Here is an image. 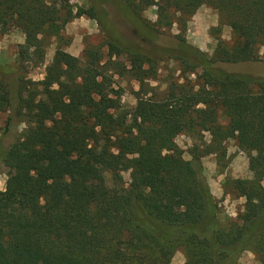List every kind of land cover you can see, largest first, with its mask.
I'll return each instance as SVG.
<instances>
[{
    "label": "trees",
    "instance_id": "16d2710c",
    "mask_svg": "<svg viewBox=\"0 0 264 264\" xmlns=\"http://www.w3.org/2000/svg\"><path fill=\"white\" fill-rule=\"evenodd\" d=\"M70 1L0 0V34L15 27L24 36L15 88L0 71V113L12 110L25 125L1 158L10 175L0 190V264H170L179 249L184 264H237L245 252L264 264V78L220 67L257 60L264 0H124L138 19L157 5L158 32L185 26L203 5L217 13L212 57L177 37L181 73L203 71L200 81L169 82L154 99L137 93L130 124L108 72L125 56L122 70L141 83L153 78V59L137 48L106 41V54L87 45L80 59L57 49L64 69H47L39 82L22 77L45 40L59 37L61 14L63 23L94 19L92 9L73 14ZM201 133L209 142L184 160L175 138ZM228 140L249 158L251 178L231 180L243 210L220 226L201 159L225 158Z\"/></svg>",
    "mask_w": 264,
    "mask_h": 264
},
{
    "label": "rangeland",
    "instance_id": "374dc122",
    "mask_svg": "<svg viewBox=\"0 0 264 264\" xmlns=\"http://www.w3.org/2000/svg\"><path fill=\"white\" fill-rule=\"evenodd\" d=\"M158 1V0H156ZM69 7L72 13L78 8L84 10L92 9L94 19L87 15L73 18L63 23V15L57 23L59 37H50L45 40L43 54L39 58L32 56L31 60L25 62L26 72L22 77L32 82L43 80L47 69L59 72L64 69L63 65L56 59L55 53L59 49L80 59L87 45L97 46L106 54L105 42L112 41L121 47L137 48L140 52L153 59L154 77L147 78L143 83L132 75L122 70L129 69V63L125 56L112 58L120 66L110 67L108 74L111 76L112 86L119 93V108L117 112L127 116L130 124L135 118V107L137 93L145 98L160 97L169 82L184 83L190 81L198 83L203 71L197 74H182L179 62L175 55L179 47L177 37H183L186 44L206 55L212 57L216 46V38L210 35V29L217 26V13L215 10L201 6L196 13L190 17L185 26L182 23H173L171 28L164 31H155L151 28L157 18V5L145 8L141 18H136L126 8L124 0H71ZM220 39L230 41V29L223 27L219 34ZM24 43V36L19 29L11 27L6 33L0 34V71L6 74L12 87L17 84V54L19 46ZM107 59V58H106ZM227 72L247 74L253 77L264 78V45L257 49V60L232 65H220ZM14 90V89H13ZM14 115V114H13ZM221 124L226 119L219 117ZM25 129L20 117L12 116V110L0 113V190L3 191L5 181L10 175V169L1 162L4 152L13 144ZM210 136L207 133L200 135L180 134L175 138V143L183 151V159L190 160V152L194 147H202V142L208 143ZM226 156L216 159L215 155H208L201 159L203 176L209 186L210 193L217 203V221L220 226L228 222L237 221L244 205V199L240 200L232 191L231 180L248 179L251 177L249 171V158L243 154L239 156L236 142L228 140L225 142ZM110 175L106 173V179ZM124 187L130 182V172L122 173ZM264 187V184H262ZM246 253V252H245ZM244 253V254H245ZM247 255V254H246ZM243 261V254L237 264ZM185 258L179 249L175 252L170 264H184ZM244 264H259L256 259L244 261Z\"/></svg>",
    "mask_w": 264,
    "mask_h": 264
},
{
    "label": "crops",
    "instance_id": "0c3cea01",
    "mask_svg": "<svg viewBox=\"0 0 264 264\" xmlns=\"http://www.w3.org/2000/svg\"><path fill=\"white\" fill-rule=\"evenodd\" d=\"M238 153H239V156L243 155L244 153L240 152L238 149H237ZM251 176V175H250ZM248 178H251V177H248ZM262 184H264V181L262 182ZM240 200H242L243 198H239ZM247 254V255H246ZM251 258V260L254 261L255 257L253 254L249 253V252H246L245 254H243V261H242V258H241V263L244 264L245 262L244 261H247Z\"/></svg>",
    "mask_w": 264,
    "mask_h": 264
}]
</instances>
